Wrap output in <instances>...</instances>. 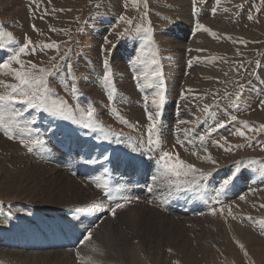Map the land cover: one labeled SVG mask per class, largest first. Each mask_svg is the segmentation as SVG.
Returning a JSON list of instances; mask_svg holds the SVG:
<instances>
[{
	"label": "rangeland",
	"instance_id": "obj_1",
	"mask_svg": "<svg viewBox=\"0 0 264 264\" xmlns=\"http://www.w3.org/2000/svg\"><path fill=\"white\" fill-rule=\"evenodd\" d=\"M223 1L228 2L227 11L219 9L217 0H196L195 11L193 10V0H0V45H2L0 47V61L7 59L14 51L18 50L26 42L25 37L27 36L32 41V44L26 50L27 54L21 55V60L26 66L28 61H32L37 64L38 68H44L52 73L47 78V84L50 89L49 103L55 101L59 104L64 101L72 110V113L75 107H81L83 104L84 106L87 105L84 110L78 111L79 116L77 119L90 122L92 127L82 128L81 124H76L84 132H90L99 138L92 137L89 141L95 148H98L103 160V164H101L97 160L95 153L76 146V144L86 145L83 143L88 140V136L84 135L80 136V138L76 136L66 137L60 134L63 130L58 121L50 122L48 123L49 125H42L45 128L42 129L40 128L41 123L36 121L34 117L20 118L23 120L27 119L29 122L34 119L35 123L24 124L22 121L20 127H26L27 129L30 128L31 124L33 125L31 129L36 131L35 135H38L35 138L36 140H33L31 136L26 137L30 142L28 144L25 143V148L19 149L22 151V160L13 164L23 179L26 180L25 183H22L27 184L26 187H35L38 185L37 183H40L41 175H48L47 179L41 182L38 187L40 185H45L46 187L48 185V187L51 185L59 186L64 183L65 189L55 196V200L51 201L49 199H30L27 195L29 191L25 195L20 191L17 194L22 196L19 198L22 201L19 200L18 202L24 203L20 206H12L11 201L0 197V257L5 254L4 256L6 260L8 259V263L13 261L14 264H50V262L51 264H55V262L56 264L65 262L66 264L75 262L76 264H91L92 261L93 264H142V259L146 264H264V252L262 251L264 250V207H258L251 203V206L247 205L245 207L241 205L240 209L236 210L233 208L234 203H230L231 201L227 202V204L230 203L227 207L221 202V197H226L227 190L216 199H214L215 195L212 196V192L215 194V189L222 182L220 180L222 176L219 175L221 170H225L221 174L228 178L235 172L236 163L241 162L240 171L233 180L234 183L231 184H234L240 191L242 187H247V189L241 191L243 195H246L245 199L249 200L252 197L257 199L259 204L264 205V198L262 197L264 195L258 194V192L264 191V129H260V125H264V120L258 116V113L264 112V0ZM121 16L131 19L133 21L132 25H127L125 21L120 20ZM205 24H209L212 28L210 33L198 28V25ZM33 25H35V30ZM140 27L142 29L151 28V42L145 39L147 36L146 31H137V28ZM126 28L128 29V34L121 36L120 33L124 32ZM208 33H215V35L211 34L212 37L210 39ZM251 34H253V37L249 36ZM105 38H107L109 43H105ZM192 38H195L194 40L196 41ZM48 43H55L57 47L51 49L41 48L42 45ZM195 43L196 45H194ZM33 47L36 49L35 54L31 53V48ZM105 59L108 60L107 70L111 72V76L107 81L104 79L106 74ZM154 59L158 61V64L153 63ZM192 60H195V63H192ZM54 65L56 67H53ZM69 65H71V68L68 67ZM12 67L19 68V65L13 63ZM143 67L145 68L143 69ZM157 70L160 72L158 77L154 75ZM4 71L7 72L6 70H0V73L4 74ZM123 73L125 76L130 73H138L141 76L143 80L140 81V86L145 85L142 95L144 97H155L156 103H153L155 108L149 107L146 109L141 105L137 87L128 85V87L124 88L119 86V83L124 80ZM2 74L0 76H3ZM4 76H6V83H16L12 75L6 73ZM7 78H9V82ZM188 79H190L192 85ZM106 83H108V86L103 85ZM147 85L149 86L146 87ZM73 86L76 88L75 92L72 90ZM5 91L6 89L0 93ZM116 93H118V97L121 100L115 97ZM161 93L164 96L163 104H169L170 112L165 107L160 106L159 108L156 106L160 104L159 96ZM130 96L131 98H129ZM137 96L139 100L137 99L136 104H134L133 99L136 100ZM244 99L248 100V105ZM130 100L133 101L131 102ZM137 102H140V104ZM178 103L181 104L179 105ZM233 103L234 105H232ZM132 104L137 105L142 111L143 116L141 118H138L130 109ZM19 107L20 105H16V108ZM23 107L21 105L20 109ZM205 108L208 109L207 112ZM90 109L93 110L91 118L86 115ZM186 109L190 113L185 111ZM28 111L47 120L58 119L57 115H50L48 112H38L31 109ZM99 112H103L102 119H94ZM27 114L31 115L30 113ZM120 114L133 125L131 130L135 139L139 142L142 141L147 147L148 143L143 141V137L145 134L148 136L149 126L153 122L161 126L167 123L168 126L156 127V130L152 133V139L156 141V146L153 150L160 151L165 146V150L173 153L174 156L178 154L180 159L185 162L195 165L196 168L200 166L207 168L204 171L212 173L206 178L199 180V186L195 185L193 187V185L189 188L184 185V187L187 186L184 192L185 195L191 193L192 197L197 196V198H192L193 201L198 202V200L204 199L207 202V210L201 205L198 208L194 207L196 219L187 218L177 222L176 219H181L182 217L175 211H168L172 217L157 213L153 210L154 208L151 209L145 206L146 199L151 203L154 200H158L149 196V194L137 195L140 196L143 203L139 201L136 205L127 209L117 210L120 212L116 211L117 213L113 214L116 217L113 222L106 221L105 215H110L109 213L102 215L98 221L94 220L95 215L91 214L95 211L90 209V205L94 204L93 202L97 201V199L92 200V202L88 199L86 208L77 205V203L81 202L76 200L83 196L82 191L78 192L79 185L74 178L80 175H78V170L72 167L73 157L76 159V156H74L75 150L83 152L84 157L90 158L89 161L92 164H88L89 170L86 171L88 175L90 174L89 180L95 183L98 182V185L100 184L102 180L99 181L98 179L100 178L96 174L98 168L104 177V181L106 180V184L109 181V185L119 183L121 176L128 175L129 183L133 185L131 174L134 171L136 172V168L129 166L130 160L125 157H119L120 159L116 160L104 154V143L106 144V149H108V141L113 138L121 139L115 133L116 129H118L115 123L121 117ZM149 114L153 116V120H149ZM232 115L237 117L236 121L230 120ZM186 119L189 124L186 123ZM66 121V125H69L71 119ZM222 121H228L225 127H216ZM243 122H247V125L252 127L254 131H248L244 127ZM255 129L260 130L256 131ZM146 130L147 132H145ZM237 130H243L246 136L240 137L236 135ZM76 133L78 135L82 134L80 131ZM0 134L8 140L17 142L14 134L6 135L3 130H0ZM135 134L137 135L135 136ZM199 134L201 136L206 135L203 142L199 140ZM138 135L141 137H138ZM106 136L107 139L105 138ZM160 138L163 142L160 141ZM50 141L54 143V146L49 144ZM157 141H159L158 144ZM34 143L45 147L48 152H45V157L33 155ZM237 145L240 147H236ZM227 146L231 147V151L225 150V148H228ZM205 149H207V152L204 151ZM195 151L196 155H193ZM48 154L49 157H47ZM209 154L211 157L213 156L212 159L216 161L215 164L204 159ZM10 156L12 158V155L8 154L1 159L0 163L3 167L11 159ZM28 156L30 157L28 158ZM31 157L38 158V160H34L39 164L54 165L58 166V168L53 169L52 172L54 173L50 172V175L41 167L31 166ZM203 162H207V166ZM2 166L0 165V167ZM64 166L69 167L64 168ZM123 167L125 172H122ZM129 171L131 174H127ZM86 173L83 176H86ZM154 173L156 177L158 176L157 183L161 181L158 184L154 183L155 191L161 192L162 187L168 186L165 197L174 201V195L177 194L178 190L166 185L168 184V177H163V175L161 177V173L158 174L159 172ZM143 174L145 175V173ZM10 175V177L17 176V174ZM143 176H141V179ZM127 177L124 178L126 179ZM2 178L5 177L2 175ZM197 178L199 179V177ZM218 179L219 181H217ZM248 179L251 182L249 184L247 183ZM251 179H254V183ZM66 181H68L69 187L65 183ZM256 187L263 188L257 189ZM108 188L105 190L107 191ZM252 189H254V192L250 197H247L248 192ZM200 190H202L200 195L195 194V192ZM99 193L102 192L99 191ZM0 194H3V191L0 190ZM55 194L57 192L52 193V195ZM34 195L37 194L32 195L36 197ZM217 199L219 202H217ZM24 200L28 202H24ZM40 201H43V203ZM221 203L224 209H234L230 213V217L228 214H223ZM66 204L68 206L76 205L78 209L56 210L60 205L66 207ZM49 206L52 208H49ZM58 214L71 217V219L75 218L77 223L75 220L73 222L63 220V217H59ZM49 215L56 218L48 220L47 216ZM240 215L250 217L262 225L257 224L258 226H255L248 220L244 221V224L254 230L256 239L249 238V241H246L243 237L244 234L235 225L233 226V221H240L237 220ZM79 220H81V226H78ZM103 220L106 222L104 223ZM223 220L226 223H223ZM88 225L91 227L89 231L92 233L91 239H87L90 243L84 239L88 234V232H85V226ZM65 230L70 232V236L75 241L74 245L67 246L70 243L68 236L64 232ZM83 231L85 234H82ZM58 241L59 243H57ZM99 241H102L100 245ZM62 242L67 245H62ZM84 245L85 247H83ZM240 245H243V248ZM64 248H68V251L73 249L70 252L73 256H69V258L66 255V258V253L61 251V249L65 250ZM41 249H43L41 252H44V254L37 251ZM11 250H16V254ZM83 251L82 257L81 252ZM6 252L9 254H6ZM38 252L40 253L39 255ZM74 253L76 254L75 256ZM12 255L14 259H12ZM8 257H11V259ZM74 257H76L75 262L73 260ZM33 258H37L35 261H38V263L33 261ZM66 259L70 260L67 261ZM59 260L62 263H59ZM0 264H4L2 260H0Z\"/></svg>",
	"mask_w": 264,
	"mask_h": 264
},
{
	"label": "bare ground",
	"instance_id": "obj_2",
	"mask_svg": "<svg viewBox=\"0 0 264 264\" xmlns=\"http://www.w3.org/2000/svg\"><path fill=\"white\" fill-rule=\"evenodd\" d=\"M261 5V4H260ZM263 6V5H262ZM228 8V2H224L223 0H220V2H219V9L220 10H225V9H227ZM130 12V11H129ZM128 16V15H127ZM203 24V23H202ZM28 25V24H27ZM29 26V25H28ZM206 28H208V29H211L212 30V28L210 27V25L209 24H205L204 25ZM120 29V28H119ZM248 31V30H247ZM210 33V32H209ZM208 33V34H209ZM204 34V33H203ZM207 34V35H208ZM212 34V33H211ZM211 34H209L210 36H209V38L211 39V37H212V35ZM96 35V34H95ZM253 34H251V35H249L250 37L252 36ZM245 36V35H244ZM208 37V36H207ZM206 37V38H207ZM250 37H247V38H250ZM253 37V36H252ZM196 38V37H195ZM194 38V39H195ZM92 39V38H91ZM97 39V38H96ZM193 39V38H192ZM193 39V40H194ZM198 39V38H197ZM201 39H202V36H201ZM93 40V39H92ZM192 40V41H193ZM94 41V40H93ZM97 42H98V40H96ZM134 41H136V40H134ZM194 41H196V40H194ZM191 42V41H190ZM189 42V43H190ZM90 43V42H89ZM94 43V42H93ZM187 43V42H186ZM191 43H193V42H191ZM10 44V43H9ZM92 44V43H91ZM95 44V43H94ZM94 44H93V47H94ZM90 45V44H89ZM127 45V44H126ZM136 45H137V43H136ZM192 46H193V44H191ZM194 45H196V43L194 44ZM185 46V45H184ZM91 47V46H90ZM138 47V46H137ZM92 48V47H91ZM130 48V47H129ZM135 48V47H134ZM191 48H193V47H191ZM93 49V48H92ZM94 49H95V47H94ZM137 49V48H136ZM91 50V49H90ZM96 50V49H95ZM94 50V51H95ZM193 52V51H192ZM131 53V52H130ZM140 53V52H139ZM6 55V54H5ZM31 55V54H30ZM94 55V54H93ZM97 55H98V51H97ZM131 55V54H130ZM137 55V54H136ZM192 55V54H191ZM193 56V55H192ZM96 58V57H95ZM131 58H133V57H131ZM29 59V58H28ZM124 59V58H123ZM191 59V58H190ZM193 59V58H192ZM129 60V59H128ZM195 60H192V63H195L194 62ZM117 62V61H116ZM124 62V61H123ZM122 62V63H123ZM127 62V61H126ZM120 63V62H119ZM128 63V62H127ZM136 63V62H135ZM139 63V62H138ZM118 64V63H117ZM126 64V63H125ZM130 65V64H129ZM134 65H136V64H134ZM195 65V64H194ZM128 66V65H127ZM139 67V66H138ZM192 67H194V66H192ZM130 68H132V67H130ZM145 67H143V69H144ZM148 68V67H147ZM147 68H146V70H147ZM177 68V67H176ZM140 69H142V68H140ZM173 69V68H172ZM175 69V68H174ZM191 69V68H190ZM96 70V69H95ZM118 70V69H117ZM7 71V70H6ZM94 71V70H93ZM97 71V70H96ZM120 71V70H119ZM143 71V70H142ZM137 72H139V71H137ZM195 72V71H194ZM193 72V73H194ZM7 72H5L4 71V74H2L3 76H0V80H3V81H5L6 82V80H5V78H6V76H4L5 74H6ZM94 73V72H93ZM141 73V72H140ZM165 73V72H164ZM196 73V72H195ZM138 74V73H137ZM174 74V73H173ZM9 75V74H8ZM116 75V74H115ZM190 75V74H189ZM199 75V74H198ZM91 76V75H90ZM119 76H120V74H119ZM194 76V75H193ZM197 76V75H196ZM200 76H201V74H200ZM118 77V76H117ZM122 77V76H121ZM144 77V76H143ZM149 77V76H148ZM171 77V76H170ZM191 77H192V75H191ZM89 78V77H88ZM145 78V77H144ZM155 78V77H154ZM188 78V77H187ZM205 78V77H204ZM259 78V77H258ZM90 79V78H89ZM122 79V78H121ZM162 79V78H161ZM171 79V78H170ZM190 79H192V78H190ZM190 79H188L189 81H190ZM207 79V78H206ZM119 80V79H118ZM164 80V79H163ZM176 80V79H175ZM174 80V81H175ZM187 80V79H186ZM7 81L9 82V78H7ZM91 81V80H90ZM154 81V80H153ZM109 82V81H108ZM120 82V81H119ZM150 82V81H149ZM148 82V83H149ZM178 82V81H177ZM181 82V81H180ZM187 82V81H186ZM191 82V81H190ZM205 82V81H204ZM116 83V82H115ZM152 83V82H151ZM166 83V82H165ZM168 83V82H167ZM201 83V82H200ZM216 83V82H215ZM261 83H262V81H261ZM260 83V84H261ZM88 84V83H87ZM154 84V83H153ZM159 84V83H158ZM163 84V83H162ZM178 84V83H177ZM188 84H190V83H188ZM197 84V83H196ZM217 84V83H216ZM115 85V84H114ZM156 85V84H155ZM191 85H192V82H191ZM191 85H190V87H191ZM149 85H147L146 87H148ZM181 86V85H180ZM151 87V86H150ZM166 87H167V84H166ZM174 87H175V85H174ZM186 87V86H185ZM157 88V87H156ZM158 88H160V87H158ZM163 88V87H162ZM170 88H171V86H170ZM116 89H119V88H116ZM154 89V88H153ZM165 89V88H164ZM167 89V88H166ZM5 89L2 87V86H0V92H3ZM62 90V89H61ZM93 90V89H92ZM151 90V89H150ZM149 90V91H150ZM176 90H178V89H176ZM186 90H188V89H186ZM191 90V89H190ZM196 90V89H195ZM148 92V91H147ZM163 92V91H162ZM126 93V92H125ZM148 93H150V92H148ZM175 93V92H174ZM199 93V92H198ZM87 94V93H86ZM117 94V93H116ZM127 94V93H126ZM157 94V93H156ZM165 94V93H164ZM184 94H185V92H184ZM202 94V93H201ZM92 95V94H91ZM96 95V94H95ZM120 95V94H119ZM253 95H254V93H253ZM85 96V95H84ZM133 96V95H132ZM136 96V95H135ZM144 96V95H143ZM169 96V95H168ZM90 97V96H89ZM92 97V96H91ZM174 97V96H173ZM175 97H176V95H175ZM188 97V96H187ZM61 98V97H60ZM129 98H131V96L129 97ZM166 98V97H165ZM178 98V97H177ZM247 98V97H246ZM250 98V97H249ZM255 98H256V95H255ZM93 99V98H92ZM137 99H138V96L136 97V100L135 99H133L134 100V104H136V101H137ZM167 99H169V98H167ZM170 99H171V97H170ZM176 99V98H175ZM189 99V98H188ZM195 99V98H194ZM197 99H198V97H197ZM257 99V98H256ZM256 99H255V101H256ZM259 99V98H258ZM105 100V99H104ZM120 100V99H119ZM132 100V101H133ZM139 100V99H138ZM174 100V99H173ZM191 100H193V99H191ZM234 100V99H233ZM244 100H246L245 101V103H247V105H248V100L247 99H244ZM254 100V99H253ZM116 101H118V100H116ZM131 101V100H130ZM131 101V102H132ZM232 101V100H231ZM72 102V101H71ZM94 102V101H93ZM243 102V101H242ZM104 103V102H103ZM137 103H139L140 104V102H137ZM164 103H166V102H164ZM232 103V102H231ZM251 103V102H250ZM129 104V103H128ZM134 104H132L131 105V107H130V109L132 110V112L134 113V114H136L137 116H138V118H141V116H143L142 115V111L140 110V108L137 106V105H134ZM179 104V103H178ZM177 104V105H178ZM181 104V103H180ZM179 104V105H180ZM194 104V103H193ZM229 104V103H228ZM243 104V103H242ZM81 105V104H80ZM105 105V104H104ZM142 105V104H141ZM154 105V104H153ZM158 105V104H157ZM156 105V106H157ZM207 105V104H206ZM232 105H234V103L232 104ZM231 105V106H232ZM236 105V104H235ZM241 105V104H240ZM246 105V106H247ZM251 105V104H250ZM253 105V104H252ZM73 106V105H72ZM83 106H84V104H83ZM87 106V105H86ZM85 106V107H86ZM124 106V105H123ZM192 106V105H191ZM16 107V106H15ZM20 107H21V105H20ZM19 107V108H20ZM78 107V106H77ZM82 107V106H81ZM142 107V106H141ZM155 107V106H154ZM177 107V106H176ZM182 107V106H181ZM183 107H184V105H183ZM193 107V106H192ZM242 107V106H241ZM254 107V106H253ZM102 108V107H101ZM143 108V107H142ZM157 108V107H156ZM159 108H160V106H159ZM229 108V107H228ZM145 109V108H144ZM176 109V108H175ZM181 109H184V108H181ZM247 109V108H246ZM86 110V109H85ZM192 110V109H191ZM248 110V109H247ZM116 111V110H115ZM126 111V110H125ZM184 111V110H183ZM182 111V112H183ZM185 111H188L187 109L185 110ZM184 111V112H185ZM156 112V111H155ZM189 112V111H188ZM26 113V112H25ZM103 113V112H102ZM177 113V112H176ZM178 113H179V111H178ZM190 113V112H189ZM193 113V112H192ZM231 113V112H230ZM129 114H130V111H129ZM148 114V113H147ZM179 114H181V112L179 113ZM184 114V113H183ZM185 115H186V113H185ZM212 115V114H211ZM147 116V115H146ZM183 116V115H182ZM189 116V115H188ZM254 116V115H253ZM258 116L262 119V120H264V112L263 113H258ZM25 118H30V117H33V116H31V115H28L27 113L25 114V116H24ZM176 117V116H175ZM174 117V118H175ZM192 117V116H191ZM258 117V118H259ZM5 118L7 119V113H6V116H5ZM178 118V117H177ZM183 118V117H182ZM239 118V117H238ZM257 118V119H258ZM32 120V119H31ZM105 120V119H104ZM179 120H181V119H179ZM23 121V123L24 124H29L30 122L29 121H27V119L26 120H23V119H20V123ZM27 121V122H26ZM94 121V120H93ZM178 121V120H177ZM215 121V120H214ZM244 121V120H243ZM260 121V120H259ZM175 122V121H174ZM188 121H187V119H186V123H187ZM199 122V121H198ZM98 123V122H97ZM180 123V122H179ZM182 123H184V122H182ZM201 123V122H200ZM244 123V122H243ZM260 123H262V122H260ZM177 124H178V122H177ZM187 124H189V123H187ZM187 124H185V125H187ZM196 124H198V123H196ZM36 125V124H35ZM137 125V124H136ZM159 125V124H158ZM182 125H184V124H182ZM191 125V124H190ZM200 125V124H199ZM27 126V125H26ZM31 126H33V125H31L30 124V128H27L26 129V127H20L19 126V128H14L13 129V131H12V133L11 134H14L15 135V138L17 139V142H13V141H11V140H8V139H6L5 137H3L1 134H0V161H1V159L3 158V157H6L8 154H11L12 155V158H11V156H10V160L4 165V167L2 166V164L0 163V165L2 166V167H0V190L1 191H3V194H0V197L1 198H4V200H8V201H11L10 203L12 204V206H20L21 204H24V203H21V202H18L19 200L20 201H22V199H19L20 197H22V196H18V194L17 193H20V191H22V193L25 195L26 193H27V191H29V193L27 194L28 195V197L30 198V199H39V200H44V199H49V201H51V200H55V196H57L58 195V193H60V192H62V191H64V189H65V184L64 183H62L61 185H59V186H50V187H46L45 185H40V187H38V185L39 184H41V182H43V181H45L46 179H47V177H48V175H41V178H40V183H37L38 185L37 186H35V187H26L27 186V184H23L22 182H26V180L25 179H23V177H22V175L20 174V172L19 171H17L16 170V168H15V165H13V164H16V163H18L20 160H22L21 159V156H22V151L21 150H19V149H21L22 147L23 148H25L24 147V145H25V143H27L28 144V142H30V141H28L27 139H26V137L27 136H31L32 137V139L33 140H36L35 138L38 136V135H35V132L36 131H34L33 129H31ZM37 126V125H36ZM79 126V125H78ZM171 126V125H170ZM197 126V125H196ZM208 126H210L209 124H208ZM213 126V125H212ZM249 126V125H248ZM99 127H101V126H99ZM104 127V126H103ZM179 127V126H178ZM178 127H175V128H178ZM193 127V126H192ZM198 127V126H197ZM204 127V126H203ZM231 127V126H230ZM233 127V126H232ZM83 128V127H82ZM235 128H236V126H235ZM238 128H239V126H238ZM194 129V128H193ZM196 129V128H195ZM203 129V128H202ZM142 130H145V129H142ZM179 130V129H178ZM180 130H182V129H180ZM185 130V129H184ZM183 130V131H184ZM192 131V130H191ZM196 131V130H195ZM201 131V130H200ZM225 131V130H224ZM137 132H139V131H137ZM145 132H147V130L145 131ZM144 132V133H145ZM175 132V131H174ZM185 132V131H184ZM197 132V131H196ZM195 132V133H196ZM143 133V134H144ZM181 133V132H180ZM179 133V134H180ZM221 133V132H220ZM176 134V133H175ZM197 134V133H196ZM137 134H135V136H136ZM178 135V134H177ZM200 135V134H199ZM218 135H219V133H218ZM39 136H43V135H39ZM145 136H146V134H145ZM144 136V137H145ZM185 136V135H184ZM201 136V135H200ZM203 136V135H202ZM206 136V135H205ZM67 137V136H66ZM87 137V136H86ZM100 137V136H99ZM138 137H141V136H139L138 135ZM142 137H143V135H142ZM147 138H148V136H146ZM194 137V136H193ZM216 137V136H215ZM222 137V136H221ZM40 138V137H39ZM58 138H61V137H58ZM70 138V137H69ZM80 138V137H79ZM196 138V137H195ZM198 138V137H197ZM142 139V138H141ZM178 139V138H177ZM189 139V138H188ZM198 140V139H197ZM226 140V139H225ZM81 141V140H80ZM143 141H145V140H143ZM187 141H189V140H187ZM194 141H195V139H194ZM206 141H208V140H206ZM205 141V142H206ZM68 142H70V141H68ZM84 142V141H83ZM96 142H97V140H96ZM99 142V141H98ZM191 142V141H190ZM204 142V143H205ZM230 142V141H229ZM102 143V142H101ZM146 143H148L147 141H146ZM179 143V142H178ZM187 143H189V142H187ZM49 144L51 145V146H54V143L52 142V141H50L49 142ZM73 144V143H72ZM195 144V143H194ZM196 144H198V143H196ZM227 144H228V142H227ZM18 145V146H17ZM202 145V144H201ZM212 145V144H211ZM34 152H33V155L34 156H42V157H45L46 155V153H48L46 150H45V147H43L41 144H38V143H34ZM206 147V146H205ZM228 147V146H227ZM201 148H202V146H201ZM80 149V148H79ZM236 149V148H235ZM82 150V149H81ZM189 150H191V149H189ZM84 151V150H83ZM166 151V150H165ZM172 151V150H171ZM205 151V150H204ZM221 151H222V149H221ZM46 152V153H45ZM192 152V151H191ZM212 152V151H211ZM214 152V151H213ZM195 153H196V151H195ZM90 154V153H89ZM93 154V153H92ZM211 154V153H210ZM26 156V155H25ZM91 156V155H90ZM89 156V157H90ZM106 156V155H105ZM24 157V156H23ZM30 156H28V158H29ZM47 157H49V154L47 155ZM46 157V158H47ZM204 157V156H203ZM213 157V156H212ZM93 158V157H92ZM5 159V158H4ZM31 159H32V162H30V164H31V166H33V167H41V168H43V169H45L46 170V172H48L49 174H50V172H52L53 171V169L55 170V168H58V166H52V165H47V164H39V163H37L34 159H36V160H38V158H34V157H31ZM90 159V158H89ZM120 159V158H119ZM118 159V160H119ZM74 160H76L75 159V157H73V159H72V161H73V163H74ZM108 162V161H107ZM208 162V161H207ZM207 162H203V164L204 165H206L207 166ZM12 163V164H11ZM11 164V165H10ZM110 164H112L111 162H110ZM120 165V164H119ZM203 165V166H204ZM211 165V164H210ZM105 166V165H104ZM121 166V165H120ZM18 167V166H17ZM21 167V166H20ZM25 167H26V165H25ZM73 167V166H72ZM92 167V166H91ZM97 167V166H96ZM96 167H94L95 169H96ZM129 167V166H128ZM201 168H202V170H205V169H207V168H204V167H202V166H200ZM199 167V169H201ZM19 168V167H18ZM29 168H31V167H29ZM93 168V169H94ZM106 168V167H105ZM21 169V168H20ZM86 169L87 170H89V167L88 166H86ZM98 169V168H97ZM236 169V168H235ZM57 170H59V169H57ZM75 170H77V169H75ZM133 170V169H132ZM23 171V170H22ZM21 171V172H22ZM91 172H93L92 170H90ZM128 171V170H127ZM235 171V170H234ZM25 172V171H24ZM45 172V173H46ZM105 173H106V171H104ZM122 172H125V168L123 167L122 168ZM31 173V172H30ZM52 173H54V172H52ZM64 173V172H63ZM111 173V172H110ZM131 174V172L129 171V172H127V174ZM144 173V172H143ZM5 177V178H2V175ZM10 174H17V176H14V177H10L11 175ZM23 174V173H22ZM26 174V173H25ZM44 174V173H43ZM47 174V173H46ZM68 174V173H67ZM87 174V173H86ZM124 174V173H123ZM210 174H212V173H210ZM36 175H39V174H36ZM51 175V174H50ZM65 176H66V174H64ZM90 175V174H89ZM89 175L87 174L86 176H83L82 178L80 177V176H77V177H74L75 178V180H76V182L78 183V185H79V187H78V192L80 193V191H82V198L80 197V199H77L76 201H80L81 203H77V205H79V207H84V208H86L87 207V204H86V202L88 201V199H90V201L92 202V200H95V199H97V201H95V202H93L94 204H91L90 206H91V208L90 209H92V210H94L95 212L93 213V214H91V215H95V217H94V220L95 221H98L100 218H101V216L102 215H104V214H107L106 212H104V210H103V207H104V203H105V200L103 199V197H102V193H99V191L100 192H102V191H106L105 189L103 190L101 187H99L100 186V184H99V186H98V182H93V181H91V180H89ZM132 175V174H131ZM144 175V174H143ZM142 175V176H143ZM219 175L220 176H222V178H221V180H223L224 178H226L225 176H223L222 174H221V172L219 173ZM242 175V174H241ZM19 176H21V177H19ZM61 176H63V174H61ZM69 176V175H68ZM117 176V175H116ZM124 177H127L128 175H123ZM123 176H121V178H120V180H119V183H116V184H119V185H122V186H124V187H126V188H128V190H126L125 191V193L123 194V197H122V200L121 201H123V199L125 198V195H127L126 197H130V196H132V195H134V192H132V191H129V187H134V185H132V184H130L129 183V177H127L126 179L123 177ZM130 176V175H129ZM34 177V176H33ZM37 177V176H36ZM55 177H57V176H55ZM72 177V178H73ZM146 177H147V174L145 173V175L143 176V178L142 179H146ZM161 177H162V175H161ZM164 177V176H163ZM29 178V177H28ZM50 178H52V177H50ZM54 178V177H53ZM57 178H59V177H57ZM63 178V177H62ZM67 178V177H66ZM160 178V177H159ZM27 179V178H26ZM35 179V178H34ZM68 179V178H67ZM70 179V178H69ZM164 179V178H163ZM259 179V178H258ZM29 180V179H28ZM36 180H38V179H36ZM49 180V179H48ZM51 180H53V179H51ZM65 180V179H64ZM63 180V181H64ZM71 180V179H70ZM99 181H101V179H98ZM108 180V179H107ZM110 180V179H109ZM165 180V179H164ZM167 180V179H166ZM253 180L254 179H251V181L253 182ZM35 181V180H34ZM50 181V180H49ZM56 181V180H55ZM69 181V180H68ZM68 181H66L65 183H67V185H68ZM73 181V180H72ZM71 181V182H72ZM106 181V180H105ZM217 181H219V179L217 180ZM259 181H261V179H259ZM37 182V181H36ZM47 182V181H46ZM53 182H54V180H53ZM57 182V181H56ZM132 182V181H131ZM159 182H161V181H159ZM158 182V183H159ZM27 183H28V181H27ZM73 183H74V181H73ZM105 183H107V182H105ZM109 183H110V181H109ZM108 183V184H109ZM157 183V184H158ZM247 183L249 184V183H251L250 182V180L248 179V181H247ZM254 183V182H253ZM257 183V182H256ZM260 183V182H259ZM29 184V183H28ZM34 184V183H33ZM32 184V185H33ZM45 184V183H44ZM48 184V183H47ZM46 184V185H47ZM60 184V183H59ZM69 184H70V182H69ZM166 184V183H165ZM31 185V186H32ZM56 185H58V184H56ZM166 185H168V184H166ZM256 185V184H255ZM75 186H76V184H75ZM111 186H112V184L109 186V188H108V190L107 191H110L111 190ZM159 186V185H158ZM157 186V187H158ZM163 186V185H162ZM68 187H69V185H68ZM93 189V190H91V189ZM167 188H168V186L167 187H162L161 188V192H156L155 191V189L153 188L150 192H146V193H143V192H138L137 193V195L139 194V195H141V194H149V196H151V197H154V198H156V199H158V200H154V201H152V203H153V205H154V207L156 208H151V209H153L154 211H156L157 213H159V214H162V215H168V216H170V217H172L170 214L171 213H169V212H164V209H169L170 208V210H168V211H175V210H173L171 207H170V205L173 203V200H170L169 198H167V197H165V194H166V192H167ZM171 188V187H170ZM205 188V187H204ZM252 188H255V187H252ZM257 189H262L263 187H256ZM66 189H67V187H66ZM107 189V188H106ZM159 189V188H158ZM245 189H247V187H242V189H241V191H244ZM70 190V189H69ZM157 190V189H156ZM169 190V189H168ZM172 190V189H171ZM264 190V189H263ZM53 192H57V194H55V195H52V193ZM74 192V191H73ZM77 192V193H78ZM201 192H202V190H200L199 192H195V194H198V195H200L201 194ZM209 192V191H208ZM254 192V189H252L251 191H249L248 192V195H247V197H250L251 196V194ZM76 193V192H75ZM175 193V192H174ZM177 194L176 195H174V197H177V196H181L180 195V192L179 191H177L176 192ZM33 194H37V195H34V196H36V197H33L32 195ZM258 194L259 195H264V191L262 192H258ZM78 195V194H77ZM80 195V194H79ZM142 196V195H141ZM146 196V195H145ZM168 196V195H167ZM206 196H208V195H206ZM24 197V196H23ZM59 197V196H58ZM57 197V198H58ZM63 197V196H62ZM65 197V196H64ZM67 197H68V195H67ZM66 197V198H67ZM144 197V196H143ZM263 198H264V196H262ZM26 198V197H25ZM65 198V199H66ZM225 198L226 197H223V200H221V202L224 204V205H226L227 207H228V205L230 204V203H234V206H233V208L234 209H236V210H238V209H240V207H241V205H243V206H247V205H249V206H251V203L252 204H254V205H256V206H258V207H261V204H259L257 201V199H255V198H249V200H246V199H244V200H240V199H235V200H233V201H231L229 204H227V202H228V200H225ZM71 199V198H70ZM73 199V198H72ZM145 199V198H144ZM62 200V199H61ZM74 200V199H73ZM68 201V200H67ZM71 201V200H70ZM75 201V202H76ZM146 201H147V199H146ZM149 201V200H148ZM24 202H28V201H25L24 200ZM40 202H42L43 203V201H40ZM58 202V201H57ZM60 202V201H59ZM74 202V203H75ZM85 202V203H84ZM248 202V203H247ZM261 202H263L262 200H261ZM48 203V202H47ZM52 203V202H51ZM67 203V202H66ZM140 203H143V201L140 199ZM198 204H205L204 203V199H202V200H198V202H197ZM6 204V203H5ZM30 204V203H29ZM37 204V203H36ZM45 204V203H44ZM69 204H70V202H69ZM7 205V204H6ZM43 205V204H42ZM47 205V204H46ZM48 205H50V204H48ZM53 205V204H52ZM65 205V204H64ZM64 205H60L59 206V208H57L56 210H63V209H67V208H70L71 210H77L78 208H76V205H72V206H68L67 204V206L66 207H64ZM40 206V205H39ZM38 206V207H39ZM11 207V206H10ZM92 207H95V208H92ZM230 207V206H229ZM33 208H35L36 209V207H34L33 206ZM42 208V207H41ZM46 208V207H45ZM49 208H52V207H50L49 206ZM56 208V207H55ZM182 208H183V212H182V214L181 213H179V215H181V219H176V221L178 222L179 220H182V219H187V218H189V219H196V215L195 214H193L194 212L190 209V208H188V207H183L182 206ZM226 208V207H225ZM19 209V208H18ZM88 209V208H87ZM125 209V208H124ZM124 209H122V210H124ZM127 209V208H126ZM230 209V208H229ZM234 209H230V211H228V212H225V213H223V214H228V216L230 217V213L231 212H233L234 211ZM33 210V209H32ZM37 210V209H36ZM120 210V209H119ZM121 210V211H122ZM216 210V209H215ZM19 211V210H18ZM84 211V210H83ZM117 211V210H116ZM115 211V212H116ZM241 211V210H240ZM15 212V211H14ZM28 212V211H27ZM33 212V211H32ZM74 212H76V211H74ZM118 212V211H117ZM116 212V213H117ZM120 212V211H119ZM118 212V213H119ZM176 212V211H175ZM23 213V212H22ZM25 213V212H24ZM30 213V212H29ZM59 213V212H58ZM81 213V212H80ZM168 213V214H167ZM234 213H236V212H234ZM73 214V213H72ZM183 214H189V215H183ZM191 214V215H190ZM215 215H216V213H214ZM222 214V213H221ZM10 215V214H9ZM12 215V214H11ZM32 215H34L33 213H32ZM31 215V216H32ZM84 215V214H83ZM111 215V216H110ZM110 215H107V216H109V217H107L106 215H105V218H106V221H108V222H113L114 220H116V217H115V215H113V213L112 214H110ZM118 215V214H117ZM176 215H177V213H176ZM30 216V215H29ZM35 216V215H34ZM40 216V215H39ZM58 216L59 217H63L62 219L63 220H66V221H72L73 222V220H75V218H73V219H71V217H67V216H64V215H61V214H58ZM68 216H70V215H68ZM225 216V215H224ZM227 216V215H226ZM227 216V217H228ZM6 217H7V215H6ZM84 217V216H83ZM86 217V216H85ZM99 217V218H98ZM234 217V216H233ZM21 218V217H20ZM47 218H48V220H53V219H55L56 217L55 216H47ZM78 218V217H77ZM104 218V219H105ZM218 218V217H217ZM35 219V218H34ZM234 219V218H233ZM231 220V219H230ZM229 220V221H230ZM237 220H240V221H231L232 223H233V226L235 225L237 228H238V230H240L241 231V233L242 234H244V239L246 240V241H249V238L250 239H256L255 238V236H254V230L252 229V228H250V227H248L246 224H244V221H246V220H248V221H250V222H252L253 223V225H255V226H258L257 224H259L257 221H255L254 219H249L248 217H246V216H243V215H240L238 218H237ZM81 220H79L78 221V226H81V222H80ZM84 221V220H83ZM87 221V220H86ZM85 221V222H86ZM104 221V220H103ZM106 221H104V223L106 222ZM228 221V222H229ZM38 222V221H37ZM75 222H76V220H75ZM226 223V221L225 220H223V223ZM230 222V223H231ZM77 223V222H76ZM99 223V222H98ZM103 223V222H102ZM19 225V224H18ZM259 225H261V224H259ZM8 226V225H7ZM6 226V227H7ZM12 226H14V225H12ZM20 226V225H19ZM229 226V225H228ZM262 226V225H261ZM5 227V226H4ZM46 227V226H45ZM1 228V227H0ZM41 228V227H40ZM96 228V227H95ZM3 229V228H2ZM24 229V228H23ZM5 230V229H4ZM10 230V229H9ZM25 230V229H24ZM38 230V229H37ZM40 230V229H39ZM20 231V230H19ZM95 231V230H94ZM8 232V231H7ZM6 232V233H7ZM15 232V231H14ZM30 232V231H29ZM9 233V232H8ZM13 233V232H12ZM44 233V232H43ZM93 233H95V232H93ZM29 234H32V233H29ZM28 234V235H29ZM92 234V233H91ZM241 234V235H242ZM23 235V234H22ZM26 235V234H25ZM24 235V236H25ZM29 236H31V235H29ZM35 236V235H34ZM36 237H38V236H36ZM24 238V237H23ZM30 238V237H29ZM8 239H10V238H8ZM35 239V238H34ZM90 239H91V237H90ZM95 239V238H94ZM93 239V240H94ZM17 240V239H16ZM26 240V239H25ZM22 241H24V240H22ZM89 240H87L86 242H88ZM31 242V241H30ZM61 242V241H60ZM91 242H92V240H91ZM101 242L102 241H99V245L101 244ZM36 243V242H35ZM55 244H57V243H59V241L56 243V242H54ZM89 243H90V241H89ZM88 243V244H89ZM95 244V243H94ZM93 244V245H94ZM62 245H67V244H65V243H63L62 242ZM86 245V244H85ZM85 245L83 246V247H85ZM67 246H71V244H68ZM23 247V246H22ZM93 247V246H92ZM184 247V246H183ZM3 248V247H2ZM97 248V247H96ZM1 249V248H0ZM45 249V248H44ZM65 249V248H64ZM68 249V248H67ZM67 249H65V250H62L61 249V251H63V253L65 252L66 254H65V257L67 258V256L69 257V256H73V255H71V253L70 252H72V250L71 251H68ZM82 249H85V248H82ZM92 249V248H91ZM53 250V249H52ZM81 250V249H80ZM80 250H78V251H80ZM87 250V249H86ZM186 250V249H185ZM261 250V249H260ZM4 251V250H3ZM11 251H13V250H11ZM16 251V250H15ZM15 251H13L15 254H16V252ZM48 251V250H47ZM54 251V250H53ZM52 251V252H53ZM58 251H60V250H58ZM58 251H57V253H58ZM60 251V252H61ZM263 252H264V250H262ZM5 252V251H4ZM10 252V251H9ZM27 252V251H26ZM30 252V251H29ZM41 252V251H40ZM49 252V251H48ZM47 252V253H48ZM86 252V251H85ZM93 252H94V250H93ZM184 252V251H183ZM2 253V252H1ZM10 253H12V252H10ZM18 253V252H17ZM20 253H21V250H20ZM33 253V252H32ZM46 253V252H45ZM55 253V252H54ZM53 253V254H54ZM57 253H56V255H57ZM62 253V254H63ZM82 253V257H83V253H84V251L83 252H81ZM88 253V252H87ZM86 253V254H87ZM6 254H9L8 252H6ZM13 254V253H12ZM40 253L38 252V255H39ZM41 254H44V252H41ZM49 254V253H48ZM60 254V253H59ZM138 254V253H137ZM5 255V254H4ZM1 256L0 257V260H2V262L4 263V264H14V262L13 261H11L10 263H8V259L6 260L5 258V256ZM11 255V254H10ZM9 255V256H10ZM32 255V254H31ZM47 255V254H46ZM49 255H51V254H49ZM67 255V256H66ZM76 254L74 253V256H75ZM77 255H78V253H77ZM79 255H81V254H79ZM90 255V254H89ZM92 255V254H91ZM7 256V255H6ZM48 256V255H47ZM62 256V255H61ZM87 256V255H86ZM38 257V256H37ZM64 257V258H65ZM9 258V257H8ZM70 258V257H69ZM75 258L76 257H74L73 258V260H74V262H75ZM79 259H80V257H78ZM143 258V257H142ZM9 259H11V257L9 258ZM12 259H14L13 258V255H12ZM37 259V258H36ZM36 259H34L33 258V261H35ZM60 260H61V258H59ZM62 259H63V257H62ZM72 259V258H71ZM84 259V258H83ZM87 259V258H86ZM85 259V260H86ZM43 260V259H42ZM60 260H59V263H62V262H64L63 260H65V259H63V260H61L62 262H60ZM67 260V259H66ZM70 260V259H69ZM69 260H67V261H69ZM72 260V261H73ZM91 260H93V259H91ZM77 261V260H76ZM81 261H83V260H81ZM88 261H90V260H88ZM140 261V260H139ZM138 261V262H139ZM36 263H38V261H35ZM52 262H55V261H52ZM91 262V261H90ZM142 264H146V262H143V259H142ZM68 263H70V262H68ZM89 263V262H88ZM95 263V262H94ZM40 264V263H39ZM42 264V263H41ZM50 264H51V262H50ZM53 264V263H52ZM55 264H56V262H55ZM58 264V263H57ZM63 264H66V262L65 263H63ZM73 264H76V262L75 263H73ZM91 264H93V261H92V263ZM126 264H130V263H126ZM169 264V263H168Z\"/></svg>",
	"mask_w": 264,
	"mask_h": 264
},
{
	"label": "snow or ice",
	"instance_id": "obj_3",
	"mask_svg": "<svg viewBox=\"0 0 264 264\" xmlns=\"http://www.w3.org/2000/svg\"><path fill=\"white\" fill-rule=\"evenodd\" d=\"M217 3L219 4V0H217ZM195 4L196 0H193V10L195 11ZM146 6V5H145ZM227 11V9H225ZM120 20L125 21L127 25H132L133 21L131 19H127L124 16L120 17ZM199 29H203L206 32H211L210 29L206 28L204 25H198ZM33 29L35 30V25H33ZM146 31L147 36L145 39L148 42L152 41L151 36V28L148 29H142V27L137 28V31ZM128 34V29L126 28L124 32L120 33L121 36ZM212 35H215V33H212ZM26 42L18 48V50L14 51L12 55L7 57V59L0 61V70H7V74H10L13 76L16 83H6L3 80H0V86H2L6 91L4 93H0V130H3L6 135H10L14 128H19L20 126V118L24 117L25 112L28 110H35L38 112H48L50 115H59L62 119L68 120L71 119L74 123H79L84 128H90L92 127V124L88 121H85L83 119H77L75 114L72 113V110L68 107L66 102L61 101L59 104H57L55 101H52L49 103V94L50 89L47 84V78L52 73L48 72L44 68H38L37 64L28 61L27 66L25 63L21 60L22 54H27L26 50L30 48V45L32 44V41L25 37ZM105 43H109L107 41V38H105ZM2 47V45H0ZM57 47L55 43H48L41 46V48H54ZM35 47L31 48V53L35 54ZM15 63L16 65H19V68H13L12 65ZM153 63L158 64L157 60H153ZM104 65L106 69V74L104 76L105 81L109 79L111 76V72L108 71V60H104ZM53 67H56L55 65ZM71 68V65L68 66ZM38 73V74H37ZM2 74V73H0ZM155 76H159L160 72L157 70L154 73ZM10 89V91H8ZM74 92L76 91L75 86H73L72 89ZM111 99V97H109ZM160 104L157 105L159 107L163 104L164 96L161 93L159 96ZM153 103L155 104L156 101L154 100ZM16 105H23L24 107L22 109L16 108ZM205 111L207 112L208 109L205 108ZM66 112L68 114H66ZM7 113V119L5 118ZM87 117L91 118L93 116V110H89L86 113ZM159 115V113H157ZM149 120H153V116L149 114ZM231 121H236L237 117L235 115H232L230 117ZM27 122V121H26ZM31 123H35V120L33 119L30 121ZM228 123V121H222L218 123L216 127L223 128L225 127V124ZM156 123L153 122L149 128H148V147L150 150H153L156 145L153 143L152 139V133L156 130ZM244 127L248 129V131H254V129L247 125V122H244ZM260 129H264V125H260ZM260 129H255L256 131H259ZM236 135L240 137H245L246 133L243 130H237ZM115 135V133H113ZM11 138V136H10ZM107 139V136L105 137ZM205 139V136H200L199 140L203 142ZM159 141H157V144ZM223 147V145H221ZM236 147H240L237 145ZM226 151H231V147L225 148ZM205 152H207V149H205ZM193 155H196V153H193ZM208 162L215 164L216 161H214L211 157V155H207L204 157ZM157 164L161 166V175L168 177V185L171 188H175L179 190L180 188L184 187V185H188V187H192L193 185L199 186V180H202L206 178L210 173L205 172L202 169L196 168L195 165L185 162L184 160L180 159L179 155L176 154L175 156L173 153H170L169 151H162L159 155V159L157 160ZM240 165L241 162L236 163V170L233 172L228 178H225L219 185L217 189H215V197L214 199L218 198L224 191L228 188V186L232 183V181L236 178L237 174L240 171ZM199 177V179L197 178ZM156 177H153V180L155 181ZM99 186V185H98ZM152 189L149 188V191ZM108 194L107 192L105 193ZM240 200H244V196L239 197ZM130 202V199L125 197L124 203H117L115 205V208L111 209L113 214H115V211L117 209L123 208L126 203ZM217 202L218 199H217ZM261 207H264V205H261ZM249 219H251L249 217ZM91 232L88 231V234L84 237L85 240L90 239ZM241 248H243V245H240ZM247 255V253H245Z\"/></svg>",
	"mask_w": 264,
	"mask_h": 264
}]
</instances>
